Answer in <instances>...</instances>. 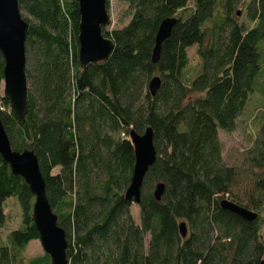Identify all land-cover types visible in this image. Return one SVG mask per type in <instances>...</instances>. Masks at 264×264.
<instances>
[{
	"label": "trees",
	"instance_id": "1",
	"mask_svg": "<svg viewBox=\"0 0 264 264\" xmlns=\"http://www.w3.org/2000/svg\"><path fill=\"white\" fill-rule=\"evenodd\" d=\"M120 1L129 5L130 19L104 29L114 43L111 54L81 69L78 0H18L21 14L31 17L22 14L28 22L24 124L1 92L0 52V119L12 148L38 158L70 264H264V99L254 140L235 167L225 163L219 138V131L236 130L256 92L264 96V0ZM167 18L177 22L153 63ZM194 46L199 62L190 73ZM155 76L161 87L153 96ZM147 128L156 160L137 204L125 198L135 162L130 132ZM159 183L165 190L157 200ZM34 200L0 155V264H51L47 253L25 257L29 243L39 240ZM224 200L257 218L248 222L223 209ZM9 201L21 222L4 240Z\"/></svg>",
	"mask_w": 264,
	"mask_h": 264
},
{
	"label": "water",
	"instance_id": "2",
	"mask_svg": "<svg viewBox=\"0 0 264 264\" xmlns=\"http://www.w3.org/2000/svg\"><path fill=\"white\" fill-rule=\"evenodd\" d=\"M78 4L80 14L79 61L80 68L84 69L90 63L98 64L106 61L113 50L114 43L104 35V29L110 26L107 0H78ZM176 22V18H167L162 21L155 39L153 63L159 61L162 44L170 36ZM27 32L28 22L21 14L18 0H0V52L4 57L5 84L3 96L9 101L21 124L25 123L28 111ZM160 87L161 79L158 76L153 77L149 83L150 93L153 96L156 95ZM130 139L134 146L135 162L125 198L138 204L141 200V189L145 176L156 160L154 132L151 128H147L144 134L139 135L132 130ZM0 155L10 165L13 174L25 180L35 197L32 217L43 250L51 258V264H70L67 256L66 232L58 225V217L47 198L46 181L41 173L38 158L32 150L19 152L12 148L1 119ZM164 190L165 185L159 183L154 192L157 200L161 199ZM221 206L248 222L257 218L256 213L230 201H222ZM179 229L185 237L187 235L186 223H180Z\"/></svg>",
	"mask_w": 264,
	"mask_h": 264
},
{
	"label": "rangeland",
	"instance_id": "3",
	"mask_svg": "<svg viewBox=\"0 0 264 264\" xmlns=\"http://www.w3.org/2000/svg\"><path fill=\"white\" fill-rule=\"evenodd\" d=\"M22 14L25 17L31 19V17L26 12H22ZM109 15L110 26L105 30L120 28L125 25L130 19L129 5L120 0H110ZM188 53L191 65V69H189V72L192 73L198 67L199 62V59L196 56V47H191L188 50ZM4 87L5 84L3 81L1 86L2 94H4ZM263 99L264 96L261 92H256L253 95L251 103L248 105L245 113L238 119L236 130L233 133L219 131V138L223 145V158L228 166L235 167L240 162L242 153L251 146L255 137L256 120L258 119L261 109L260 100ZM240 171L243 172V169H241ZM9 203L11 208L10 211L12 212V219L8 223V227L3 229L2 231V237L4 240H6V237L12 229L20 226L21 222L19 209L16 207V205L13 204L12 201H9ZM11 204H13V206ZM132 212L135 216V219H137V222L139 223V210L136 205H133ZM44 253L45 251L43 250L40 240L35 239L29 243L28 248L25 252V257L33 258L36 256H42Z\"/></svg>",
	"mask_w": 264,
	"mask_h": 264
}]
</instances>
